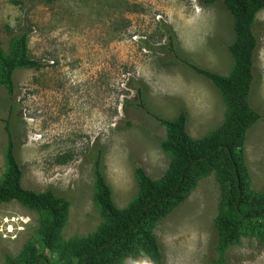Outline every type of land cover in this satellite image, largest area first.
Returning a JSON list of instances; mask_svg holds the SVG:
<instances>
[{"label": "rangeland", "instance_id": "obj_1", "mask_svg": "<svg viewBox=\"0 0 264 264\" xmlns=\"http://www.w3.org/2000/svg\"><path fill=\"white\" fill-rule=\"evenodd\" d=\"M31 29L27 47L36 69L14 73V96L0 87V180L6 170L4 120L12 131L23 188L52 189L70 202L60 231L63 242L86 237L101 224L93 202L94 153L101 162L112 200L124 208L137 193L134 169L152 180L169 157L159 147L164 128L150 113L173 118L187 112L186 132L198 139L222 122L217 90L170 51L222 76L231 70L226 46L233 40L231 17L220 1L205 0H0V46ZM257 38L253 83L248 96L260 120L246 132L244 161L249 186L264 190V9L255 15ZM164 48L160 50V48ZM142 89L141 96L135 88ZM12 110L9 111V106ZM218 185L213 174L200 178L185 201L154 234L163 264H212L213 219ZM39 215L16 202L0 203V264L17 257L36 235ZM51 259V254L44 253ZM226 264H264V241L241 236L225 252ZM121 264H154L127 258Z\"/></svg>", "mask_w": 264, "mask_h": 264}, {"label": "trees", "instance_id": "obj_2", "mask_svg": "<svg viewBox=\"0 0 264 264\" xmlns=\"http://www.w3.org/2000/svg\"><path fill=\"white\" fill-rule=\"evenodd\" d=\"M205 1H220L232 20L233 40L226 46L232 66L227 76L181 58L174 49L175 36L171 29L164 27L163 32L175 58L210 82L219 93L224 104L222 122L201 138L193 139L186 132L185 108L166 119L150 113L140 103L139 107L165 130L159 147L169 157L168 166L157 180H152L142 167H135L137 193L119 209L112 200L103 173L101 151L97 150L92 159L93 202L102 222L93 233L62 241L60 231L70 202L52 189L23 188L14 137L9 120H4L6 170L0 180V203L16 202L39 215L35 237L24 245L17 257L6 255V264H121L127 258L139 256L149 258L154 264H163L154 234L156 225L185 201L200 178L210 174L214 175L219 190L217 214L212 223L217 257L212 264H226V250L243 235L264 241V190L250 189L244 161L246 132L261 118L249 105L248 96L254 79L252 66L257 44L254 19L264 9V0ZM30 32L31 29L24 26L16 32L6 51L0 46V87L10 98L15 90L14 73L20 68L36 69L40 65L28 53ZM135 90L141 96L142 89ZM46 252L51 254V259L46 257Z\"/></svg>", "mask_w": 264, "mask_h": 264}]
</instances>
